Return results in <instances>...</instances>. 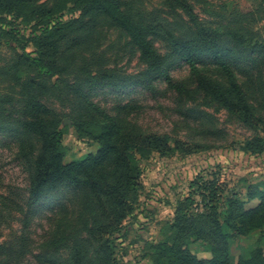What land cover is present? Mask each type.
Here are the masks:
<instances>
[{
    "label": "rangeland",
    "instance_id": "1",
    "mask_svg": "<svg viewBox=\"0 0 264 264\" xmlns=\"http://www.w3.org/2000/svg\"><path fill=\"white\" fill-rule=\"evenodd\" d=\"M118 1L138 24L151 31L154 46L168 57L174 82L186 90L180 92L164 79L154 78L129 36L101 19L90 29L70 30L63 48V74L48 79L50 90L41 100L59 123L66 162L99 148L94 138L96 130L87 120L85 108L89 103L108 114L120 115L145 132L200 145L191 153L177 150L168 155L154 152L139 157L141 189L135 210L119 230L104 238L112 264H156L154 245L172 232L180 204L192 193L196 203L191 210H202L201 196L196 187H191L193 181L217 179L221 194L216 203L222 217L228 211L229 200H245L251 185L264 182V149L254 152L244 148L247 140L264 133L250 129L208 98L197 88L189 64L173 55L165 35L184 37L192 27L190 16L181 7L173 0ZM187 2L204 27L236 52L239 82L258 114L264 116V0ZM80 18L76 8L59 17L66 23ZM6 23L15 27L21 43L39 30L34 23H23L14 16H7ZM80 25L77 22L73 27ZM10 45H0V64L10 58ZM26 51L33 53L34 48L29 46ZM19 91L7 76H0V96L11 100L1 103V111L13 112L15 117L22 114ZM20 142L15 134L0 132V264H68L76 242L61 241L58 230L62 231L60 220L64 217L61 224L77 217V204L69 202L67 210L61 208L60 204L70 197L68 189L51 192L39 203L29 204L31 157L25 156ZM30 144L34 149L40 145L35 137ZM230 233L229 253L234 261L250 257L257 247L264 248V227L248 234ZM77 235L89 259L95 260L94 246L84 241L85 231ZM188 246L200 258L211 256L203 240L192 238Z\"/></svg>",
    "mask_w": 264,
    "mask_h": 264
},
{
    "label": "trees",
    "instance_id": "2",
    "mask_svg": "<svg viewBox=\"0 0 264 264\" xmlns=\"http://www.w3.org/2000/svg\"><path fill=\"white\" fill-rule=\"evenodd\" d=\"M173 1L190 16L192 22L190 32L184 37L165 35L173 55L189 64L197 88L208 98L250 129L264 133V116L258 114L239 82L236 52L204 27L187 0ZM72 8L81 12L79 20L66 23L59 19ZM7 16H14L23 23H34L39 30L21 43L15 27L6 23ZM101 19L117 25L129 36L154 78L164 79L180 92L186 90L182 84L174 82L168 57L154 46L149 37L151 31L138 24L118 0H0V45L15 42V45H10V58L0 64V76H7L20 89L23 98L19 117H15L13 112L6 114L0 110V132L18 136L25 156L31 157V206L51 192L70 190L66 203L60 205L67 210V203L77 204L78 215L74 220L61 224L64 217L60 220L62 231L58 230L61 241L76 242L68 264H112L110 248L104 238L119 230L135 210L141 189L139 157H148L154 152L168 155L177 150L191 153L200 146L179 138L172 141L167 134L145 132L120 115L108 114L89 103L85 108L87 120L96 130L94 138L99 148L81 159L65 161L63 133L41 96L50 90L48 79L63 74V48L70 30L90 29ZM77 22H81L80 27H73ZM29 46L34 48L33 53L26 51ZM261 49L264 53V45ZM209 64L213 68H209ZM10 101L0 96V106ZM33 137L39 140L37 149L30 144ZM244 148L261 152L264 136L257 134L246 141ZM191 187H196L201 196L202 210L198 213L191 210L196 203L192 193L180 204L171 225L172 232L154 245L155 263L264 264L263 247L255 248L250 257H239L237 261L229 253L230 231L248 234L264 227V182L251 185L245 200H229L224 217L216 203L221 194L217 179L200 178L193 181ZM254 201H258L257 204L249 207ZM83 231L87 234L84 241L94 246L95 260L89 259L87 250L79 244L77 234ZM192 238L205 241L211 256L200 258L193 253L188 246Z\"/></svg>",
    "mask_w": 264,
    "mask_h": 264
}]
</instances>
